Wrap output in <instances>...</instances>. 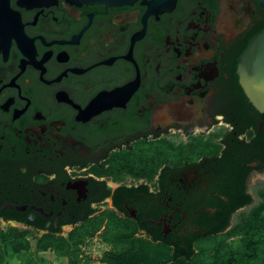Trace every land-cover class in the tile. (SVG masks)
<instances>
[{
    "label": "flooded vegetation",
    "instance_id": "1",
    "mask_svg": "<svg viewBox=\"0 0 264 264\" xmlns=\"http://www.w3.org/2000/svg\"><path fill=\"white\" fill-rule=\"evenodd\" d=\"M263 28L264 0H0V222L47 232L86 211L125 216L119 187L137 222L146 196L218 195L226 148L264 123L237 75ZM144 163L159 164L151 178L127 173ZM169 222L148 225L167 235Z\"/></svg>",
    "mask_w": 264,
    "mask_h": 264
},
{
    "label": "trees",
    "instance_id": "2",
    "mask_svg": "<svg viewBox=\"0 0 264 264\" xmlns=\"http://www.w3.org/2000/svg\"><path fill=\"white\" fill-rule=\"evenodd\" d=\"M256 113L261 116L258 111ZM259 125L251 141L235 140L231 150L226 148L223 182L213 186L218 195L190 201L182 197H172L168 201L167 197L161 196L155 206L149 204V200H154L146 196L144 204L150 207L136 206L142 220L137 222L123 205L127 198L125 191L129 189L119 187L114 192L113 205L125 212V216L112 211L91 216L86 211L71 221L79 224L66 236L60 234V229H51L37 237L35 251L51 249L57 256L67 258V264H81L85 257L81 244L97 233L103 243L111 246L99 257L105 264H264V178L251 184L248 192L245 184L246 174L253 168L251 163L264 169V123L261 130ZM171 149L172 146L162 143L160 165L171 162ZM159 164H129L126 168L127 173L136 176L141 168L140 175L151 178ZM148 168L151 169L147 171ZM167 169L168 166L162 173ZM107 194L108 190H105L102 197ZM174 207L178 210L174 211ZM164 213L172 226L167 235L150 230L148 225L149 218L157 220ZM139 228L148 235L137 236ZM27 234V229L17 227L0 229V264H4L10 254H23L29 250ZM235 239L239 242L238 247H234ZM40 260L44 261L43 258ZM34 262L30 258L25 264Z\"/></svg>",
    "mask_w": 264,
    "mask_h": 264
},
{
    "label": "rangeland",
    "instance_id": "3",
    "mask_svg": "<svg viewBox=\"0 0 264 264\" xmlns=\"http://www.w3.org/2000/svg\"><path fill=\"white\" fill-rule=\"evenodd\" d=\"M264 178V170L261 171H252V173L249 175V181H248V190L250 191V185L255 183L258 179ZM255 200V198L253 199ZM115 212L113 208L108 209L105 212ZM120 215L119 213H117ZM97 215V214H95ZM19 229L26 230L25 228H22L21 226H17ZM76 225H67L64 226L60 232L61 235L66 236ZM10 227L8 224H4L0 222V229L1 230H7ZM27 239L29 241V250L23 251V254H10L7 256L6 261L4 264H25L28 259L32 258L35 260V264H67V258L57 256L54 251L51 249H46L44 251L36 252L35 251V243L36 238L43 235L44 231H38L34 229H27ZM137 236H146V235H140L137 233ZM239 242L237 239L234 240V247H238ZM111 246L107 245L102 242V240L99 238L98 234L95 233L93 237L86 238L85 242L81 244V250L85 254L84 261L81 262V264H105L99 260V257L103 253V251L110 249ZM44 259V261L40 259ZM43 262V263H42Z\"/></svg>",
    "mask_w": 264,
    "mask_h": 264
},
{
    "label": "water",
    "instance_id": "4",
    "mask_svg": "<svg viewBox=\"0 0 264 264\" xmlns=\"http://www.w3.org/2000/svg\"><path fill=\"white\" fill-rule=\"evenodd\" d=\"M89 2H112L115 0H84ZM123 1V0H118ZM162 0H151L157 3ZM239 84L250 103L259 112H264V28L254 35L238 59ZM107 106L115 102L106 101ZM106 106V107H107ZM134 214L133 211H130Z\"/></svg>",
    "mask_w": 264,
    "mask_h": 264
}]
</instances>
